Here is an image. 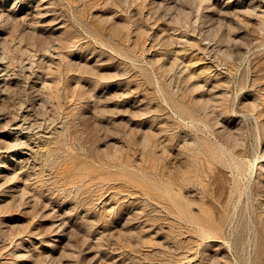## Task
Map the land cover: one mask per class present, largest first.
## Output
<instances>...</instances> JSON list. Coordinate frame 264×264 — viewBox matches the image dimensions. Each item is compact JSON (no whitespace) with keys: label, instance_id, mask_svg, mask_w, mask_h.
<instances>
[{"label":"rangeland","instance_id":"1","mask_svg":"<svg viewBox=\"0 0 264 264\" xmlns=\"http://www.w3.org/2000/svg\"><path fill=\"white\" fill-rule=\"evenodd\" d=\"M0 264H264V0H0Z\"/></svg>","mask_w":264,"mask_h":264}]
</instances>
